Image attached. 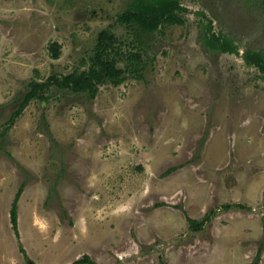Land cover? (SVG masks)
I'll return each instance as SVG.
<instances>
[{"label": "rangeland", "instance_id": "1", "mask_svg": "<svg viewBox=\"0 0 264 264\" xmlns=\"http://www.w3.org/2000/svg\"><path fill=\"white\" fill-rule=\"evenodd\" d=\"M131 1L0 0V264H264V80L244 56L264 0H179L185 22L156 31L117 21ZM105 28L143 78L52 86L12 122L29 82L90 68Z\"/></svg>", "mask_w": 264, "mask_h": 264}, {"label": "trees", "instance_id": "2", "mask_svg": "<svg viewBox=\"0 0 264 264\" xmlns=\"http://www.w3.org/2000/svg\"><path fill=\"white\" fill-rule=\"evenodd\" d=\"M185 8L179 0H132L128 9L120 14L117 21L121 23L137 24L142 31L162 30L161 27L167 25L183 24L184 18L179 14ZM214 45L222 52H234V47L227 39L220 36H213ZM118 39L114 36L110 28H105L99 33L95 54L91 57V65L89 69L75 70L69 74L59 75L52 74L47 80H32L28 84V88L24 93L19 108L15 111L13 122L23 109L34 99L48 101L50 95L46 93L52 86H56L59 91H72L74 93H85L90 99H93L97 92L98 86L111 82L115 85L121 84L126 76L125 71L135 76L143 78L145 64L139 53L131 52L128 54V67L124 69L117 64V58L112 54ZM52 56L54 59L60 57V44L53 42L51 45ZM248 64L254 65L261 72L264 80V50H247L244 53ZM23 185L20 187L17 196L11 208V221L13 228L19 236L18 231V200L23 191ZM225 208H230V204H226ZM190 227L195 230H201L205 222L209 219L197 221L188 217ZM24 252V249L21 248ZM253 262L250 264H256ZM71 264H96L89 255L85 254L82 258L75 260ZM166 264V263H165Z\"/></svg>", "mask_w": 264, "mask_h": 264}]
</instances>
